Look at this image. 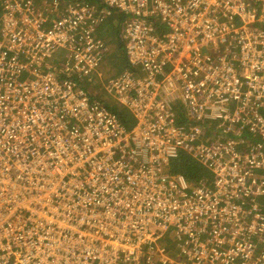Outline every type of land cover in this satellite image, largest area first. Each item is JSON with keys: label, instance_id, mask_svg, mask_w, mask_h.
I'll return each instance as SVG.
<instances>
[{"label": "built area", "instance_id": "built-area-1", "mask_svg": "<svg viewBox=\"0 0 264 264\" xmlns=\"http://www.w3.org/2000/svg\"><path fill=\"white\" fill-rule=\"evenodd\" d=\"M255 1L264 27V0ZM226 2L217 10L213 0H180L152 24L161 0L64 7V0L37 7L35 0H2L0 264H264V173L249 183L253 161L264 168V83L245 79L255 72L241 77L239 89L253 103H242L238 113H258L259 122L235 135L231 121L212 114L218 72L209 53L199 51L210 29L226 30L238 15L254 18L252 0ZM46 4L61 15L50 16ZM218 44L233 56H256L257 48L264 56V31L250 45L231 38ZM117 45H126L128 60L149 76L104 78L105 58ZM22 48L29 65L9 51ZM60 54L70 60L41 70L33 65ZM248 66L259 68L251 58ZM99 76V87L107 84L124 110L115 113L75 88ZM239 89L232 86V102L241 101ZM122 115L134 120L130 128ZM217 120L229 125L212 129ZM179 149L209 153L214 163L199 161L212 172L195 181L172 172L167 162ZM228 197L241 216L231 214ZM215 203L224 208L207 226L204 208ZM169 232L174 244L164 242Z\"/></svg>", "mask_w": 264, "mask_h": 264}, {"label": "rangeland", "instance_id": "rangeland-1", "mask_svg": "<svg viewBox=\"0 0 264 264\" xmlns=\"http://www.w3.org/2000/svg\"><path fill=\"white\" fill-rule=\"evenodd\" d=\"M214 3L216 4V9L217 10H221L223 9L225 6L229 7L226 3V0H213ZM253 1V0H252ZM89 4V3H88ZM253 17H244L243 20L240 19V16H236L233 21H232V25H231V21L229 24V27L226 30L223 31H216L214 32L213 30L210 29V36L208 37V40L205 41L206 45L201 46L199 51L204 52V53H209V55L211 56V61H210V65L212 67H215V69L218 72V76H217V83L216 86L220 87L221 89L217 92V94H215V96H213L208 104L210 105L212 114L215 115L216 117H225L227 120L231 121L233 126H235L239 132H235V135H238L239 133L242 134L243 133V129L248 130L250 128H252L253 126L255 127V124L257 122H259V120H256V117L258 116V113H250L247 116H242L238 113L237 109H240L243 105L247 106L249 103H253V98H251V96H249L248 92L246 91V89L243 87L242 89H239L238 83L239 81H241V77L244 75L245 77V73L247 75H251L252 73L255 72L254 76L246 78V80H254V82L256 84H262L264 83V56H262L260 49H255L254 53L256 54V56H250L249 58H251V60L254 63H258L259 68L256 69H251L248 65H249V58H245V57H241L240 55L234 54L235 56H233V54H227L224 51V45H219L218 44V40L223 42V43H227V40H229L231 38V42L233 39H241V42L244 43L245 45H250L253 43V40L255 39V36L257 35V33H259L260 31H264V27L262 25L263 22H261L259 20V18L261 17V11L258 8V5L255 4L253 5ZM121 19H124L123 15L121 16ZM231 20V17H230ZM161 18L158 19L157 22H160ZM220 22V20H219ZM118 26H120V21H118L117 23ZM43 27V26H41ZM51 28V25H46V30L48 31V29ZM4 46V43L0 42V47ZM10 52L14 53V57L21 62H24L26 65H29L30 62L29 60L23 56L22 49H17L15 51L9 50ZM18 51H20V53H17ZM9 55V54H8ZM1 56V55H0ZM189 58V55L187 54L186 59ZM116 61H118L120 59V57H116ZM70 60V57H68L67 54H63L60 58V60L58 62L64 63L66 61ZM13 64V63H11ZM33 65L36 66L37 69L41 70L44 68H53L55 65L53 64H49V63H40V62H35ZM22 66V65H19ZM115 67L116 64H115ZM124 68V66H122ZM33 68V66H32ZM106 71L104 72V78H109L111 76L116 75L115 74V68H114V64H109L106 66ZM117 73V72H116ZM231 86V87H230ZM232 86L237 87L240 90V93L238 94V97L241 101H236V102H232L231 100V88ZM104 88H107V84L104 85ZM212 89V87H211ZM211 89H207L208 91ZM230 90V91H229ZM264 103H261L259 105H262ZM258 105V106H259ZM258 108H255L252 112H256ZM190 114L192 116H194L195 114L191 113V111H189ZM203 114V113H202ZM261 116H259L260 118ZM132 121H134L132 119ZM229 123L228 122H224V121H214L211 123V126H214L215 128L218 127H226L228 126ZM243 128V129H242ZM215 135H212L211 138L215 139ZM246 137V135H245ZM261 145L264 147V142H261ZM239 150L246 153L247 151V146L246 145H240L239 146ZM16 157V156H15ZM14 159V163H16L17 160ZM196 160V159H195ZM211 163V162H210ZM212 164V163H211ZM225 165H227V169L228 171L231 172L230 170V165L229 163H224ZM253 169L249 170L250 172V178H249V183H253L255 181H258V179L256 178V175L258 172H262V169H264L263 167H261V162L260 161H253ZM196 168H197V172L198 175L200 176H205L207 174H210L212 171V167L211 165L202 168V163L199 160H196ZM242 167H246L245 164H240ZM262 168V169H261ZM21 175L22 178V172L19 173ZM262 175L259 177L261 178ZM193 181L196 180L195 177H190ZM226 202L228 203V205H230V211L232 215H239L241 216V214L239 213H234L232 211L231 208V199L230 197H228V199H225ZM221 203H223V201H221ZM217 203H215V206H209V207H205V213L203 214V219L207 222V226L211 225V219H212V214L214 211L216 210H221V208H224L223 205H216ZM243 213H246L247 215L250 214L249 210H245ZM164 242L166 244H174V239L172 237L166 238L164 240Z\"/></svg>", "mask_w": 264, "mask_h": 264}, {"label": "trees", "instance_id": "trees-1", "mask_svg": "<svg viewBox=\"0 0 264 264\" xmlns=\"http://www.w3.org/2000/svg\"><path fill=\"white\" fill-rule=\"evenodd\" d=\"M21 2H25L27 0H19ZM44 1L52 3L54 0H35V3H33L36 6V3L39 5H43ZM96 0H64L63 3V7L65 5L68 4H75L77 3L79 6L84 5L85 2H95ZM48 9H50L52 6L46 4ZM37 7V6H36ZM81 10V9H79ZM3 11V7H2V0H0V14ZM37 11H41L38 10ZM37 12V13H39ZM124 14H128L126 13V11ZM94 27L98 30L101 31V24H94ZM119 42V41H117ZM126 45L123 46H116L113 48V50L109 53V55L105 58V64L109 65V64H114V68H115V74L112 77H123L126 73L130 74L132 77L134 76H143L142 78H146L149 76V71H144L141 65H137V64H133L131 63L128 58L126 57L123 49H125ZM116 57H120V59L118 61H116ZM58 58V56H54V60L50 62V64H53L54 62H56V59ZM115 64L117 67H115ZM124 66V68L122 67ZM117 72V73H116ZM102 83V78L101 76H99L98 78H95L94 80H92L90 83H79L76 85V89H83L86 91L87 94H89V97L91 99V101L93 102H98L100 105H103L105 107H107L108 109L114 111L115 113L118 112V109L121 108L124 110V107L121 106V102L119 99H115L113 94L109 93V90L107 89H102L101 87H99ZM262 109L260 108L258 111H261ZM176 116L178 117V122L182 121L183 115L181 113V108L180 109H176V111H174ZM128 116V114H126ZM119 121L123 123V125L126 128H130L132 126V119L126 120V117L124 115H122L121 117H119ZM213 121H211L212 123ZM131 124V125H130ZM212 129H214V126H211ZM189 154V152H187L184 149H179L177 154L172 157L171 159V164L178 165L175 172L184 174L185 176H187L188 179H190V177H195L198 178L200 177V175H198V172L196 171V160L195 159H189V157H187ZM171 233H166L163 237V239L167 238L168 236H170Z\"/></svg>", "mask_w": 264, "mask_h": 264}, {"label": "bare ground", "instance_id": "bare-ground-1", "mask_svg": "<svg viewBox=\"0 0 264 264\" xmlns=\"http://www.w3.org/2000/svg\"><path fill=\"white\" fill-rule=\"evenodd\" d=\"M163 1V5H161V7H157L156 9L154 10H151L152 12H154V14L152 16H150L148 18V21L152 24H155L159 18H164L166 16L167 13H169L170 11H174V9L176 8V6L179 4L180 0H161ZM257 2L255 0H253L251 2V4H249V7L250 9H252L253 5H255ZM47 13L54 17V18H57L59 17L61 14L58 12L57 9H54L53 7L48 9ZM226 141L231 144V137L230 136H227L226 137ZM201 149H204L203 147H207V145L205 144H201L199 146ZM178 152V151H177ZM189 159H198V160H201L203 159V157H205L207 159V161L210 163H214V160L211 158L210 154L209 153H205V154H202L199 150L196 152V153H189L188 156ZM172 159V158H171ZM171 159L167 162V166L168 168L172 171V172H175L176 168L178 165H173L171 164ZM126 161V159H123L121 162L122 163H116V164H113L112 166H110V168L112 169H117L121 166H123V163ZM210 163V164H211ZM69 180V179H67ZM50 235L53 236V233H51Z\"/></svg>", "mask_w": 264, "mask_h": 264}, {"label": "clouds", "instance_id": "clouds-1", "mask_svg": "<svg viewBox=\"0 0 264 264\" xmlns=\"http://www.w3.org/2000/svg\"><path fill=\"white\" fill-rule=\"evenodd\" d=\"M179 8L177 9V12H179ZM124 51V50H123ZM124 53H125V51H124ZM63 54H60L59 56H58V58L56 59V61H59L60 60V58H61V56H62ZM126 55V54H125ZM55 63V62H54ZM102 89H103V87H101ZM107 90H109V89H107ZM136 120V119H135Z\"/></svg>", "mask_w": 264, "mask_h": 264}]
</instances>
